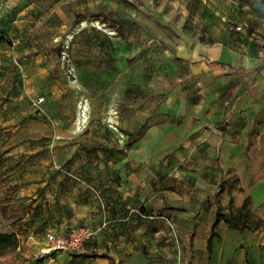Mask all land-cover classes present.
Segmentation results:
<instances>
[{
  "label": "rangeland",
  "instance_id": "374dc122",
  "mask_svg": "<svg viewBox=\"0 0 264 264\" xmlns=\"http://www.w3.org/2000/svg\"><path fill=\"white\" fill-rule=\"evenodd\" d=\"M192 9L207 21L204 30L216 22L224 43L259 47L264 54V0H0V121L7 122L0 141L21 143L15 150L29 157L24 167L36 165L34 158L70 161L71 154L78 156L76 170L87 171L95 185L111 191L108 205L120 202L121 181L136 178L143 200L132 212L143 223H155L159 234L151 238L143 231L142 244L130 245L131 264H190L195 251L192 237L184 242L178 229L168 231L165 225L168 215L185 223L180 218L186 200L198 197L188 179L208 160L205 149L193 143L196 133L188 117L176 121L167 114L189 69L176 67L165 38L147 34L140 22L152 19L169 36L171 21ZM54 47L61 51L48 50ZM42 96L44 104L35 108L33 102ZM119 115L128 128L142 123L135 131L139 142L117 140L113 125L119 124ZM58 126L64 129L59 136L75 140L87 134L88 140H80L72 153L60 149ZM220 127L226 130L227 124ZM173 188L177 191H167ZM1 194L0 231L16 233L20 246L0 255V264H86L107 257L108 220L83 251L57 257L47 254L52 249L45 234L56 229L50 227V216L33 218L49 209L33 206L36 197L21 207L16 193L9 198Z\"/></svg>",
  "mask_w": 264,
  "mask_h": 264
},
{
  "label": "crops",
  "instance_id": "0c3cea01",
  "mask_svg": "<svg viewBox=\"0 0 264 264\" xmlns=\"http://www.w3.org/2000/svg\"><path fill=\"white\" fill-rule=\"evenodd\" d=\"M221 18L219 15V23ZM140 22L148 31L147 34L165 38L168 49L177 57L176 67L187 66L189 69L185 86L179 87L172 104L168 103L167 114L176 118V121H180V116H183L186 122L188 117L186 123L191 125L189 129L192 133H196L193 143L205 149L204 154L208 159L199 174L188 179L198 189V197L196 201L187 198L189 202L180 218L185 223H175L174 215H168L166 228L168 231L169 227L178 229L184 242L193 238L195 251L190 264H264V229L240 232L221 221L215 229L219 236L213 238L212 251L207 247L218 204L229 211L233 201L234 208L238 209L250 195L255 216L264 221L263 52L259 47L242 45L238 48L224 43L217 32L216 22L204 30L207 21L197 9L188 13L181 11L180 17L171 21L169 36L152 19L142 17ZM178 80L173 84L179 83L181 79ZM6 123L0 121V131ZM222 124H227L226 130L218 128ZM141 125L128 128L126 120L122 119L121 123L120 117L119 124L113 125L118 132L117 140L124 142L130 138L135 143L139 142L141 138L135 131L139 132ZM205 125L211 129L206 130ZM63 130L59 126L54 129L57 137L55 142L60 144V149H71L72 153L80 145V140H88L87 134L75 140L69 139V136H59L58 132ZM20 144L11 139L0 141V194H8L9 198L12 193H16L22 201L21 207L29 206L30 199L36 197L33 206H40L41 211L42 207H47L49 212L46 213V210L33 218L48 214L51 228L58 229L64 225L97 228L108 220L107 257L96 258L86 264H122V261L131 264L130 245L142 244L143 231L149 232L148 237L158 236L159 230L155 223H143V219L132 212L143 200L136 178L131 177L129 182L121 181L117 187L122 190L118 192L120 202L115 206L112 203L108 205L111 191L95 185L87 171L76 170L75 165L81 160L78 156L71 154L70 161H63L62 156L34 158L33 163L36 165L24 167L29 157L17 151ZM186 258L184 262H187Z\"/></svg>",
  "mask_w": 264,
  "mask_h": 264
},
{
  "label": "trees",
  "instance_id": "16d2710c",
  "mask_svg": "<svg viewBox=\"0 0 264 264\" xmlns=\"http://www.w3.org/2000/svg\"><path fill=\"white\" fill-rule=\"evenodd\" d=\"M60 49V47H54L48 50L61 51ZM222 190L223 185L221 186V191ZM221 221H225L230 226V228L236 229L240 232L260 231L264 229V221L261 218L256 217L253 212V198L250 195L245 199L243 205L238 209L234 208L233 201H231V208L229 211H226L221 204H218L216 218L212 225V235L208 239L207 247L210 252L213 248V238L219 236L215 229ZM19 246L20 238L16 233L0 232V255L15 250Z\"/></svg>",
  "mask_w": 264,
  "mask_h": 264
},
{
  "label": "built area",
  "instance_id": "2783aa9c",
  "mask_svg": "<svg viewBox=\"0 0 264 264\" xmlns=\"http://www.w3.org/2000/svg\"><path fill=\"white\" fill-rule=\"evenodd\" d=\"M44 102L45 97H39L33 102V106L41 108ZM107 224L105 222L98 228L84 225L80 227L63 226L60 229L48 230L45 237L52 251L47 254H55L58 257L63 254L79 253L84 250L85 245L92 241Z\"/></svg>",
  "mask_w": 264,
  "mask_h": 264
},
{
  "label": "bare ground",
  "instance_id": "6f19581e",
  "mask_svg": "<svg viewBox=\"0 0 264 264\" xmlns=\"http://www.w3.org/2000/svg\"><path fill=\"white\" fill-rule=\"evenodd\" d=\"M90 114V104L89 102H87V104L85 105V109H84V117L87 118Z\"/></svg>",
  "mask_w": 264,
  "mask_h": 264
}]
</instances>
